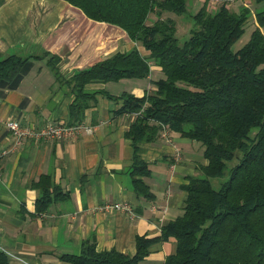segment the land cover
I'll use <instances>...</instances> for the list:
<instances>
[{"label":"trees","instance_id":"16d2710c","mask_svg":"<svg viewBox=\"0 0 264 264\" xmlns=\"http://www.w3.org/2000/svg\"><path fill=\"white\" fill-rule=\"evenodd\" d=\"M67 1L94 20L121 26L149 50L148 55L137 46L117 51L70 77L60 72L59 56L51 54L48 60L56 80L68 85L74 96L68 124L83 121L99 92L122 99L116 112L136 115L126 131L134 147L133 188L149 200L156 195L146 180L151 169L139 143L154 141L169 127L201 142L207 162L182 184L187 191L183 213L164 224L157 235H138L134 253L98 249L95 240H86L80 253H65L61 259L68 264H141L153 244L173 237L176 249L164 264H264V0H253L255 27L237 50L232 46L250 20L248 6L237 11L227 0H219L213 9L204 0L196 12L189 13L188 0ZM165 12L188 14L191 28L184 41L177 34L176 21L164 17ZM44 55L49 52L0 57V96L17 88L33 60ZM151 60L163 76L142 96L87 88L95 81L148 76ZM226 173L215 187L211 179ZM36 184L42 189L39 211L63 196L49 174ZM0 264H12L1 248Z\"/></svg>","mask_w":264,"mask_h":264},{"label":"crops","instance_id":"0c3cea01","mask_svg":"<svg viewBox=\"0 0 264 264\" xmlns=\"http://www.w3.org/2000/svg\"><path fill=\"white\" fill-rule=\"evenodd\" d=\"M218 2L209 0V7L214 9ZM230 4L237 11L250 7V19L255 22L253 0ZM134 46L149 54L121 26L94 20L67 0H0V57L49 52L33 60L17 88L0 96V248L12 264H68L60 255L80 253L86 240H95L98 249L132 254L138 235H157L164 224L183 213L187 191L182 184L207 162L202 144L169 127L154 141L139 143L151 169L146 180L156 197L149 200L139 195L130 173L134 147L126 135L136 115L116 112L122 99L97 93V102L85 110L83 118L92 129L66 137H28L17 143L5 125L10 118L35 127L68 123L74 96L68 85L56 80L48 60L51 54L59 56L60 72L70 77ZM161 76V67L151 60L148 76L95 81L87 88L142 96L154 89V80ZM44 174L60 186L63 196L39 211L42 189L36 182ZM118 201L129 203L135 213L102 207ZM151 249L141 264H164L176 249L175 238L155 243Z\"/></svg>","mask_w":264,"mask_h":264},{"label":"built area","instance_id":"2783aa9c","mask_svg":"<svg viewBox=\"0 0 264 264\" xmlns=\"http://www.w3.org/2000/svg\"><path fill=\"white\" fill-rule=\"evenodd\" d=\"M229 3L235 0H227ZM6 127L14 134L15 141L20 143L24 138L33 137L36 139H52L70 136L83 128L91 130L92 127L82 122L75 124L68 123H47L40 127H35L22 122L16 118H10L5 121ZM105 209H119L134 214L135 211L127 202H106L103 206ZM5 251V250H4Z\"/></svg>","mask_w":264,"mask_h":264},{"label":"rangeland","instance_id":"374dc122","mask_svg":"<svg viewBox=\"0 0 264 264\" xmlns=\"http://www.w3.org/2000/svg\"><path fill=\"white\" fill-rule=\"evenodd\" d=\"M204 0H188V9L189 13H194L196 12L199 7L203 4ZM239 3V2H238ZM236 4V3H235ZM235 6V5H234ZM211 8V7H210ZM256 7H254L255 9ZM170 16L172 17L176 23H177V34L180 37L181 42L184 41L190 33V28H191V21L189 19L188 14H175L173 12H165L164 17ZM151 19H154V14H150ZM255 27V22L254 20L250 19L249 22L247 23L245 32L233 43V49L237 50L241 48L250 38L252 29ZM199 145H201V142L197 141ZM203 147V146H202ZM228 176L226 173L225 175L221 177H215L212 178V183L215 187H219L222 183V181Z\"/></svg>","mask_w":264,"mask_h":264}]
</instances>
